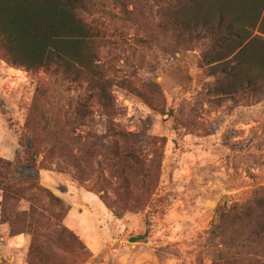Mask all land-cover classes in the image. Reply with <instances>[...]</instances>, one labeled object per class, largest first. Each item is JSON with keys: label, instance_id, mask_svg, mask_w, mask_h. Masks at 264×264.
Instances as JSON below:
<instances>
[{"label": "trees", "instance_id": "obj_1", "mask_svg": "<svg viewBox=\"0 0 264 264\" xmlns=\"http://www.w3.org/2000/svg\"><path fill=\"white\" fill-rule=\"evenodd\" d=\"M107 2L121 16L106 10ZM152 3L162 33L199 52L213 94L264 98V0H0V59L43 74L18 157L0 158L1 221L12 235L30 237L27 264H84L92 256L63 225L69 207L40 184L39 170L55 166L81 185L92 183L90 191L115 215L144 211L158 187L157 142L114 120L111 83L98 57L109 44L106 26L134 22ZM20 203L27 209L14 210ZM206 245L210 264H264V189L218 206Z\"/></svg>", "mask_w": 264, "mask_h": 264}, {"label": "rangeland", "instance_id": "obj_2", "mask_svg": "<svg viewBox=\"0 0 264 264\" xmlns=\"http://www.w3.org/2000/svg\"><path fill=\"white\" fill-rule=\"evenodd\" d=\"M148 7L153 10L143 8L144 16L134 22L115 20L106 26L109 44L98 57L111 83L114 120L157 142L161 177L149 205L142 212L115 215L90 191L92 183L81 185L55 166L38 171L40 184L69 207L63 225L92 253L84 264H210L206 244L218 206L264 189V98L254 102L249 93L213 94L211 80L198 65L199 52L171 32L162 33L156 4ZM105 8L121 16L117 5L107 2ZM40 78L41 72L0 59L3 160L18 157ZM103 122L95 116L99 132ZM27 207L20 203L14 210ZM29 242L28 235H12L2 223L0 197V264H27Z\"/></svg>", "mask_w": 264, "mask_h": 264}, {"label": "water", "instance_id": "obj_3", "mask_svg": "<svg viewBox=\"0 0 264 264\" xmlns=\"http://www.w3.org/2000/svg\"><path fill=\"white\" fill-rule=\"evenodd\" d=\"M145 238V236H140V237H132L129 239L130 242H137L139 240H143Z\"/></svg>", "mask_w": 264, "mask_h": 264}]
</instances>
